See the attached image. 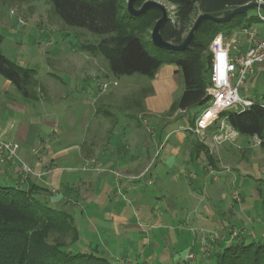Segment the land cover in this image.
I'll return each instance as SVG.
<instances>
[{
  "label": "rangeland",
  "instance_id": "1",
  "mask_svg": "<svg viewBox=\"0 0 264 264\" xmlns=\"http://www.w3.org/2000/svg\"><path fill=\"white\" fill-rule=\"evenodd\" d=\"M126 1L124 0L125 9ZM144 1L146 0L141 1L139 6ZM156 1L166 7L169 17L173 16V5L166 0ZM261 2L264 3V0H261ZM199 14L200 12L198 11L193 13L190 18L191 24ZM246 16L257 17V9L248 10ZM244 22L242 20V23ZM153 24L154 22L149 24L145 32L139 34V36L145 42L149 52L165 58L169 54L157 52L151 47L153 43L150 38V32ZM253 26L260 34H264V22H255ZM242 30L235 28L231 34H223L224 41L231 42L234 39V44L240 45L245 40V33ZM0 35L2 36L0 50L3 55L20 66L34 68L36 70L35 78L39 83L51 84L53 79L63 85L59 78H62L67 83L72 77L78 80V83L85 90L90 91L89 93L85 91L82 94L90 99L99 94L100 89H105L103 95H109L106 96V99L113 105L111 110L115 114L116 119H118V125L114 128L111 142L122 146L126 154H134L136 151H142L145 154L148 151L153 154L157 150L159 143H162L167 135V144L162 150H160L161 147L158 148V152L161 151L159 158L162 159V156L167 152L169 144L174 141L176 133H184L189 137L192 136L191 138H200L197 135L190 134L187 128L190 126L189 118L199 113L203 108L202 105L191 108L188 113L179 114V116L174 118H170L171 114L168 112L170 104L180 98L184 89L182 73L176 64L163 63L161 65L162 77L156 80L154 88L152 87V78L150 76L140 73L114 76L109 69L108 60L98 50L97 44L101 37H96L84 29L65 25L54 13L49 0H0ZM77 59L79 60L77 61ZM74 61H76L75 65L72 64ZM80 63L83 65L81 68L85 69L79 68L81 66ZM87 66H95V71L84 75L82 72L86 70ZM167 67L168 69L171 67L170 71L167 70ZM175 70H177L176 74ZM112 79L118 82L117 86H112L117 84L116 81L111 82ZM7 81L0 75V87ZM103 83L107 84V89L102 87ZM239 89L240 93L242 92L241 94H246L247 97L254 101L264 102V71L258 72L253 84L247 81ZM15 93L19 97L22 96L18 91ZM151 95L153 96L150 100L152 106L151 108L149 107L150 109L147 107L145 111L149 115L139 116L138 112L141 109V105H144L145 99ZM65 103L68 102L66 101ZM6 111V109L1 110L0 116L6 115ZM113 120L115 119L113 118ZM236 136H234L233 141H224L219 144L211 138L215 145H220L223 148V162L228 168L227 171L222 168L223 171L218 173L219 181L217 182H212L213 176H207V179H205L206 172L203 171L202 163H200L196 153L203 154L205 166L209 161L208 157L210 155L209 152L200 150L198 148L199 141H196L197 143L196 146L194 145L195 149L193 150V162L199 166L198 174L204 177V184L200 186L201 191L197 192L196 195L190 194L188 190L190 182L191 187L195 186V182L191 180V177L185 178L186 176H183L181 178L182 187L180 184H176V181L170 183L163 176L169 169L168 165L171 161L168 162L167 166L161 164L156 167V163L160 164V160L154 159L155 162L150 166L151 169L144 177L147 178V176L157 173L153 175V180L157 185L161 183L163 192L160 195L156 194L153 191L154 185H151V182L145 181L146 179L141 177L139 191L144 199H140V202L149 204L155 221L158 216L162 217L163 221L155 228L148 227L149 229H146L140 227L139 229L142 233H136L132 238L133 246L137 247V250L132 249L131 253L137 255L139 261L143 260L141 255H139L142 251L140 249L148 242L151 246L159 244L153 250L155 253H150L148 250L144 252L148 260L152 259L153 256L162 264L166 260L168 264H185L188 260L193 264H213L212 259L202 261L201 259H205L211 252L210 250L213 249L215 237L225 239H222V242L227 244L229 235L232 239L236 238L238 232L243 231L241 227L244 226L248 231L253 228L257 232L255 240L264 238L262 237L264 235H260L262 234L261 229V232L258 231L259 225L254 221H248L247 215L240 213L236 218L231 213V207L245 198V203L253 204L248 217L250 219H254L257 215L264 217V144H261V139L257 136V138L254 136V139L253 136L239 135L238 138ZM235 138L237 139L235 140ZM0 140L7 139L0 137ZM98 146L100 148L103 145L99 143ZM188 150L186 149L185 152ZM244 152L247 153L246 156L243 154ZM5 161H0V164L3 165ZM21 161L23 162L24 160ZM96 161L95 159L86 161L82 170L101 171L100 169H103L104 172H108L107 167L102 168ZM162 161L166 164V160L162 159ZM24 163L27 164L26 162ZM31 170L33 172L32 175H35V170L32 167ZM111 171L113 172V174H110L112 187L115 189L114 174L117 179L121 178L122 175L118 171ZM37 182L39 185H43L41 179H37ZM173 184H176V188H173ZM212 185L215 187L213 190L210 189L212 192L210 193L209 188ZM117 190L118 194H120V190ZM211 194H214L219 201H212L209 196ZM194 196H199V199H195ZM207 196L209 197L207 198ZM156 205L158 207L155 208ZM207 205L217 215L213 221L204 216ZM134 208L135 204H132L131 209L133 211ZM73 210L75 219L80 221L79 209L74 208ZM216 210L221 211L217 213ZM137 231L139 230L137 229ZM230 232L231 234H229ZM233 233L236 234L233 235ZM81 234H83L82 231ZM97 235L100 236L99 234ZM84 240H86L84 235L79 237L78 248H83L81 241L83 242ZM87 240L92 241L93 246L99 249L100 244L97 236H88ZM117 241H120V239ZM168 241L172 245L169 248L167 246ZM189 254H193L194 258L189 259ZM119 261L122 262L121 260Z\"/></svg>",
  "mask_w": 264,
  "mask_h": 264
},
{
  "label": "crops",
  "instance_id": "2",
  "mask_svg": "<svg viewBox=\"0 0 264 264\" xmlns=\"http://www.w3.org/2000/svg\"><path fill=\"white\" fill-rule=\"evenodd\" d=\"M238 47L241 50L246 49V39ZM75 62L72 64L75 65ZM81 67H83L82 64L79 68ZM161 67L151 77L153 88L156 80L162 77ZM170 69L171 67L169 69L167 67L168 71ZM94 71L95 66H87L82 74L87 75ZM262 71H264V63L255 65L253 72L247 76L245 82L248 81L253 84L258 72ZM176 72L177 70H175V74ZM59 80L62 81L63 85L53 79L51 84L40 83L41 90H39V97L36 101L23 96L19 97L9 81L3 83L0 87V111L6 109L8 114L0 116V137L16 141L20 146L18 150L20 160H24L23 162L30 165L36 173L35 175L22 177L17 172L18 162L6 160L3 165L0 164V182L12 186H26L27 181L38 184L37 179H41L43 185L40 186L47 188L53 205L67 210L73 217L79 236L84 235L86 237V240L81 241L82 249H93L92 241H88L87 238L88 236H97L100 244L98 250L119 263L124 261V264H162L153 256L150 260L146 259L147 255L144 253L146 250L155 253L153 250L159 244L152 246L149 242L145 244L144 246L149 247L144 248L143 246L140 249L142 251L139 255L143 258L142 261L138 260L137 255L131 253L132 249L137 250V247L133 246L132 238L136 233L141 232L139 228H155L163 221L162 217L159 216L155 221L149 204L140 202V199H144L139 191L140 178L144 177L151 169L150 166L155 162L154 159L160 160V164L156 163V167L161 164L167 166L168 162L171 161L168 165L169 169L163 177L170 183L176 181L175 183L180 184L181 187L183 186L181 178L183 176H186L185 178L191 177V180L195 182V186L191 187L190 182L188 190L190 194L196 195L197 192L201 191L200 186L204 184V177L197 172L199 166L193 162V150L196 141H199L202 146H198V148L209 152L210 155L208 157L206 153L209 161L205 166L203 154L196 153L200 163H202L203 171L206 172L205 179H207V176H213L212 182L219 181L218 173L223 171L222 168L225 171L228 168L223 162V148L220 145H215L211 139L218 130L210 127L203 138H191L192 136L189 137L184 133H176L174 141L169 144L167 152L162 156V159L166 160V164L159 158L161 151L158 152V148L161 147L160 150H162L167 144V135L164 141L159 143L153 154L148 151L146 154L142 151L126 154L122 146L111 142L114 128L118 125V119L111 110L113 105L106 99V96L109 95H103L105 89H100L99 94L90 99L88 96L82 95L85 91L88 93L90 91L85 90L75 78L71 77L67 83L62 78H59ZM112 81L116 80L112 79ZM117 85L118 82L112 86ZM152 95L145 99L144 105H141L138 112L139 116L148 114L145 111L147 107L151 108L152 106L150 101ZM241 95L254 102L246 94ZM66 101L68 103H65ZM179 114L180 111L173 113L170 118L179 116ZM236 137H239L238 132ZM226 141L233 140L228 139ZM99 143L103 145L100 148ZM186 149L189 150L185 152ZM243 154L246 156L247 153L244 152ZM91 159L97 160L96 162L102 168L107 167L108 172H104L103 169H100L103 170L102 172L99 170L83 171L82 167H84L86 161ZM111 170L118 171L122 175L121 178L117 179L114 174L115 189L112 187L110 174H113V172ZM155 174L144 178L145 181H149L151 185H154L153 191L160 195L163 191L161 190V183L157 185L153 180ZM176 184H173V188H176ZM214 187L212 185L209 188L210 193H212L211 190ZM117 189L120 190V194H118ZM209 196L212 201H219L214 194ZM194 198L199 199V196H194ZM244 201L245 198L234 204L235 207H231V213L236 218L240 213L247 215L248 221L257 223L259 225L258 231L260 229L262 231H260L262 233L260 235H264V217L257 215L254 219H250L248 215H250V208H253V204H247ZM132 204H135L134 211L131 209ZM156 207L158 206L156 205ZM74 208L80 211V221L79 219L77 221L74 217ZM219 211L221 210H216L217 213ZM205 212L204 216L211 219V221L217 217L215 212L209 209V205L206 206ZM241 229L243 231L238 232L239 237L253 239L257 237V232L253 228L248 231L242 226ZM81 231L83 234H81ZM116 237L120 241H117ZM222 239L215 237L213 249L218 244L224 243L222 241L225 239ZM229 241H232L230 235ZM167 246L168 248L172 246L169 241ZM126 261L127 263H125ZM163 264H168L167 260Z\"/></svg>",
  "mask_w": 264,
  "mask_h": 264
},
{
  "label": "trees",
  "instance_id": "3",
  "mask_svg": "<svg viewBox=\"0 0 264 264\" xmlns=\"http://www.w3.org/2000/svg\"><path fill=\"white\" fill-rule=\"evenodd\" d=\"M49 1L65 25L101 37L97 47L108 60L114 76L140 73L153 77L163 63L176 64L182 73L184 89L180 98L171 103L169 114L180 111L183 115L191 108L207 105L211 62L209 46L215 36L231 34L235 28H248L259 21L255 16L247 17L248 11L221 23L204 20L198 26L189 49L167 51L150 43L155 51L169 54L161 58L149 52L139 36L149 24L160 18L158 10L149 9L143 14L131 15L124 8V0ZM141 1L136 0L134 6L139 8ZM166 1L174 6V12L160 32L165 40L178 44L189 31L192 25L190 18L195 11L216 12L251 0ZM1 42L0 35V45ZM0 75L23 97L38 98L41 85L35 78L36 70L16 64L1 50ZM195 117L196 114L189 118V125L194 124ZM222 118L239 135L257 136L264 144V103L254 101L244 110L223 111L211 126L214 130H218ZM198 146L202 144L198 142ZM79 237L72 215L53 205L46 187L32 181H27L26 186L0 182V264H124L95 247L90 250L78 248ZM238 237L227 244H218L201 261L212 259L213 264H264V238ZM185 264L193 263L188 260Z\"/></svg>",
  "mask_w": 264,
  "mask_h": 264
},
{
  "label": "built area",
  "instance_id": "4",
  "mask_svg": "<svg viewBox=\"0 0 264 264\" xmlns=\"http://www.w3.org/2000/svg\"><path fill=\"white\" fill-rule=\"evenodd\" d=\"M261 2V0H258ZM257 18L264 22V12L257 8ZM247 47L241 50L234 44L235 40L225 42L221 33L212 40L209 49L211 52L210 84L207 88L209 101L202 110L196 114L194 124L188 131L203 138L206 131L219 119L220 113L228 109L244 110L252 101L240 94L239 88L245 83L247 76L253 72L254 66L264 63V34L251 25L243 28ZM107 87L106 83L102 84ZM237 132L227 124L225 118L220 120L218 132L212 138L216 143L233 140ZM256 137V136H255ZM257 138V137H256ZM18 144L10 140H0V161L15 160L18 162L19 174L22 177L32 175L31 167L22 162L18 157ZM236 233H233L235 235ZM194 258L193 254L188 255Z\"/></svg>",
  "mask_w": 264,
  "mask_h": 264
},
{
  "label": "water",
  "instance_id": "5",
  "mask_svg": "<svg viewBox=\"0 0 264 264\" xmlns=\"http://www.w3.org/2000/svg\"><path fill=\"white\" fill-rule=\"evenodd\" d=\"M136 0H127L126 1V10L128 11L129 14L131 15H140L145 13L149 9H155L158 10L161 13L160 18H158L150 32V38L153 43V45L159 49L162 50H167V51H184L186 49L190 48V42L193 39L195 32L198 28V26L201 24L202 21L204 20H209L215 23H221L230 20L232 17L236 15H240L250 9L253 8H260L264 11V3L259 2L258 0H251L247 2L246 4L236 6L234 8H228L216 12H205V13H200L195 21L192 23L189 31L183 38V40L176 44L170 41L165 40L162 35L160 30L166 23L168 19V12L166 7L162 4L159 3L156 0H146L142 3V5L139 8H136L134 6Z\"/></svg>",
  "mask_w": 264,
  "mask_h": 264
}]
</instances>
